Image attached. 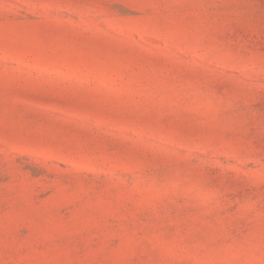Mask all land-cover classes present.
<instances>
[{
    "label": "rangeland",
    "instance_id": "rangeland-1",
    "mask_svg": "<svg viewBox=\"0 0 264 264\" xmlns=\"http://www.w3.org/2000/svg\"><path fill=\"white\" fill-rule=\"evenodd\" d=\"M0 264H264V0H0Z\"/></svg>",
    "mask_w": 264,
    "mask_h": 264
}]
</instances>
